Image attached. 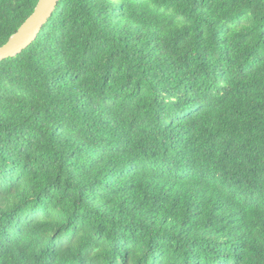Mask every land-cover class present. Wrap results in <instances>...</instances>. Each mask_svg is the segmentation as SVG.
Wrapping results in <instances>:
<instances>
[{"label": "trees", "instance_id": "1", "mask_svg": "<svg viewBox=\"0 0 264 264\" xmlns=\"http://www.w3.org/2000/svg\"><path fill=\"white\" fill-rule=\"evenodd\" d=\"M0 264H264V0H60L0 62Z\"/></svg>", "mask_w": 264, "mask_h": 264}, {"label": "water", "instance_id": "2", "mask_svg": "<svg viewBox=\"0 0 264 264\" xmlns=\"http://www.w3.org/2000/svg\"><path fill=\"white\" fill-rule=\"evenodd\" d=\"M60 0H39L33 14L12 35L6 44L0 47V62L14 58L26 50L53 16Z\"/></svg>", "mask_w": 264, "mask_h": 264}]
</instances>
